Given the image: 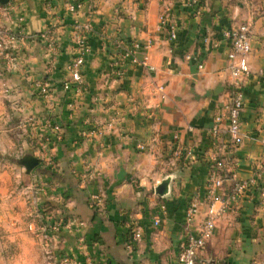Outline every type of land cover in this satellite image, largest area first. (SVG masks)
Here are the masks:
<instances>
[{"label":"crops","instance_id":"1","mask_svg":"<svg viewBox=\"0 0 264 264\" xmlns=\"http://www.w3.org/2000/svg\"><path fill=\"white\" fill-rule=\"evenodd\" d=\"M73 1L10 0L0 6V38L10 31L24 35L0 51V221L16 215L13 206L22 211L21 188L28 186L36 202H50L49 212L61 201L60 212L78 219L72 234L78 239L64 234L60 246V253L75 254L77 264H178L186 204L203 195L216 152L205 129L230 88L225 45L204 46L202 36L248 23L252 48L240 115L245 137L226 159L231 181L253 177L256 184L218 221L201 256L264 264V0H201L198 18L188 0H80L83 6L70 11ZM161 13L179 20L174 40L159 25ZM87 22L85 90L65 91L61 83L76 53V27ZM44 31L59 48L52 67L42 55L38 35ZM117 39L150 40L154 71L126 65L116 79L110 63ZM197 56L204 58L202 69ZM41 78L52 83L49 96L34 93L33 81ZM157 85H164L165 99ZM26 153L40 159L29 174L17 162ZM163 180L168 190L160 196L155 187ZM92 195L100 199L98 208ZM204 210L201 203L197 221ZM133 224L142 227V238L128 246Z\"/></svg>","mask_w":264,"mask_h":264},{"label":"built area","instance_id":"2","mask_svg":"<svg viewBox=\"0 0 264 264\" xmlns=\"http://www.w3.org/2000/svg\"><path fill=\"white\" fill-rule=\"evenodd\" d=\"M162 1L163 0H159ZM190 14L193 18H198L203 12L201 0H188ZM83 6L80 0H74L68 5L70 11H77ZM159 25L166 28L168 38L174 40L179 29V20L161 13ZM91 22L77 25L75 34L76 53L67 63L66 70L69 78L62 81L61 87L65 91L82 93L85 90L82 69L85 63V55L90 51V43L87 33L91 32ZM24 36V35H23ZM21 32L6 33L0 38V51L4 52L9 44L22 38ZM46 39L52 47L48 62L52 67L59 54L58 46L47 33L39 35ZM102 36V35H101ZM251 26L248 23H237L223 28L217 37H212L205 33L202 36V45L218 48L220 45L226 47L225 70L229 75V94L225 103H222L214 112L210 126L205 129L207 141L214 146L216 152L211 158L209 174L205 183L203 195H193L185 207L184 223L187 230L186 237L181 244L178 253V264H223L219 260L206 259L201 256V251L213 237L216 225L227 213L234 209L238 199L247 192L250 187L256 184L255 178L234 179L228 176L226 156L234 153L242 145L244 132L241 128L240 115L244 107V81L249 74L247 56L251 52ZM118 48L113 60L110 63V72L116 79H122L125 74L126 65L140 67L147 72L154 71L155 67L150 63V40L141 42L133 39L129 41L117 39ZM201 56V55H200ZM194 57L198 69L204 67V58ZM188 58H190L188 56ZM53 89L52 83L48 79H42L36 83V90L40 96H49ZM156 91L161 99H165L166 92L164 85H157ZM54 129L57 126H52ZM93 208L100 206L98 195L91 196ZM205 204L203 218L197 221L200 214V205ZM161 213H165L162 207ZM161 217L157 216L153 220L155 226L160 224ZM142 227L133 224L130 237L127 240L128 246L142 238Z\"/></svg>","mask_w":264,"mask_h":264},{"label":"rangeland","instance_id":"3","mask_svg":"<svg viewBox=\"0 0 264 264\" xmlns=\"http://www.w3.org/2000/svg\"><path fill=\"white\" fill-rule=\"evenodd\" d=\"M9 1L4 6L8 5ZM0 6L3 5L0 4ZM43 33H47V31ZM40 43L42 44V55L45 58L44 62L47 64L52 47L46 39ZM54 45L58 46L57 42L54 41ZM42 79L33 81L35 95H38L35 90L36 83ZM43 147L42 145L41 148ZM22 168L26 174L31 173L34 169L26 170L24 167ZM34 190V188L28 186L21 188L22 211L20 212L13 206L16 215L7 217L5 222L3 220L0 221V257L2 259L0 264H77V260L73 258L75 254H72V251L68 254L65 250L63 251L64 253H60V246L63 243L64 234H69L71 236L70 239H78L77 235L72 236L78 219L69 212H60V207L65 205L64 203L62 205L61 201L59 205L52 206L55 209L54 212H49L52 210L47 209V204L50 206V202L46 200L36 202L31 197V192L34 193ZM130 231L131 228L129 229L127 240L130 237ZM54 253H59L58 257ZM19 257H23L27 262L19 261ZM32 259L35 262L31 263ZM84 261L86 259L78 261V264H82ZM84 264L91 263L86 261Z\"/></svg>","mask_w":264,"mask_h":264},{"label":"water","instance_id":"4","mask_svg":"<svg viewBox=\"0 0 264 264\" xmlns=\"http://www.w3.org/2000/svg\"><path fill=\"white\" fill-rule=\"evenodd\" d=\"M8 2V0H0V4L4 5ZM18 164L24 166L26 170H32L39 162V159L34 157L33 155L26 153L21 159L17 160ZM168 190V184L166 181L160 182L155 187V193L163 196Z\"/></svg>","mask_w":264,"mask_h":264}]
</instances>
